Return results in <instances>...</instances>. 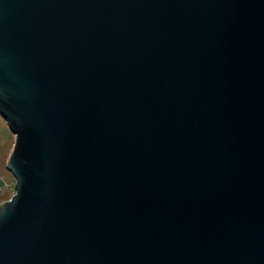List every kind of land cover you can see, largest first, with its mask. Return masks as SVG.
Masks as SVG:
<instances>
[{
    "label": "water",
    "instance_id": "obj_1",
    "mask_svg": "<svg viewBox=\"0 0 264 264\" xmlns=\"http://www.w3.org/2000/svg\"><path fill=\"white\" fill-rule=\"evenodd\" d=\"M0 114V264H264V0H0Z\"/></svg>",
    "mask_w": 264,
    "mask_h": 264
},
{
    "label": "rangeland",
    "instance_id": "obj_2",
    "mask_svg": "<svg viewBox=\"0 0 264 264\" xmlns=\"http://www.w3.org/2000/svg\"><path fill=\"white\" fill-rule=\"evenodd\" d=\"M14 140V133L0 114V203L9 199L15 191V177L6 167Z\"/></svg>",
    "mask_w": 264,
    "mask_h": 264
}]
</instances>
